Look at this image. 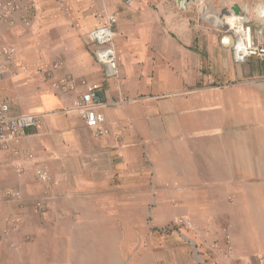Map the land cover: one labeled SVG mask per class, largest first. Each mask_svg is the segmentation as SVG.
Returning <instances> with one entry per match:
<instances>
[{
  "label": "crops",
  "instance_id": "obj_1",
  "mask_svg": "<svg viewBox=\"0 0 264 264\" xmlns=\"http://www.w3.org/2000/svg\"><path fill=\"white\" fill-rule=\"evenodd\" d=\"M22 1L29 27L22 13L0 21L20 71L0 100L41 124L0 150V191L22 194L0 199V264H204V230L231 236L238 264H264V62L238 63L232 36L198 19L200 1ZM205 1L247 5L261 25L264 0ZM110 16L120 62L106 79L91 32ZM56 60L65 67L49 76ZM67 73L102 86L108 136L86 126L82 86L57 89ZM179 218L191 236L175 232Z\"/></svg>",
  "mask_w": 264,
  "mask_h": 264
},
{
  "label": "built area",
  "instance_id": "obj_2",
  "mask_svg": "<svg viewBox=\"0 0 264 264\" xmlns=\"http://www.w3.org/2000/svg\"><path fill=\"white\" fill-rule=\"evenodd\" d=\"M127 7H132L137 0H121ZM28 8L20 0H0V21L13 23L14 16L19 13H25ZM200 20L208 22L213 29L222 34H230L234 38L233 54L238 63H244L250 58H256L261 63L264 62V4L256 9L257 20L261 23L258 28H254L249 6H244L239 14L232 9L217 12L211 7L200 3ZM24 23L29 26V18H24ZM117 18L110 16L107 23L91 32L93 42L97 45L96 59L103 67L106 79L118 76L119 56L115 49V40L118 35ZM17 49L13 46H3L0 49V82L5 78L7 73L13 76L19 75V70L11 72L12 64L15 61ZM65 63L62 60H56L50 69L49 76L62 70ZM27 72V69H23ZM79 86L84 88L81 95L78 109L88 128L94 131L97 138L105 137L110 134V130L105 127L106 118L99 108L104 105L103 92L100 84H90L87 81L78 82L72 74H64L57 82L56 87L61 92H73ZM41 120L34 114L24 113L12 115L11 107L7 102L0 100V150L18 151L22 140L27 131L40 126ZM31 157V154H29ZM37 178L42 183L51 180L50 173L46 168L40 167L36 170ZM20 191L6 189L0 191V199H20ZM178 225L189 229L192 222L189 219L178 220ZM225 247H221L219 252L229 263L236 264L235 250L232 246V240L228 236L225 240ZM224 243V244H225Z\"/></svg>",
  "mask_w": 264,
  "mask_h": 264
},
{
  "label": "rangeland",
  "instance_id": "obj_3",
  "mask_svg": "<svg viewBox=\"0 0 264 264\" xmlns=\"http://www.w3.org/2000/svg\"><path fill=\"white\" fill-rule=\"evenodd\" d=\"M20 1H21V3L24 6H26L28 8L27 12L22 13L23 14L22 15V22H23V24H25L24 23V18L28 17V14L31 12V9L33 8V6L30 7L27 3L25 4L22 0H20ZM186 1H188V4H186L184 7L181 5L183 8H186L190 4L193 3L192 2L193 0H186ZM201 1H203L204 5L210 7L206 3L205 0H201ZM194 2L198 3V1H194ZM199 5H200V3H198V6H196V8H197L196 15H197L198 19L200 20ZM29 21H30V18H29ZM200 21L201 22H205V21H202V20H200ZM25 26L29 27L30 25L27 26L25 24ZM209 85H212V84L209 83ZM180 219H185V218H179L178 220H180ZM4 222H6V221L4 220ZM191 222H192V220H191ZM173 229L175 230L176 233H180V234L181 233H186V235H188V236L190 235L191 236V233L193 232L192 230L194 229V224L192 222V226L189 229H186L185 227L179 226L178 223H175L174 226H173ZM190 231H192V232H190ZM202 234H204V238H203L204 240L202 241L203 242V246H204V250H205V252H207V255H205V253H204V256L202 257V259H204V262H205L204 264H232V263H229L228 260L223 255H221L220 252H219V249H221V247H223V245L225 247V245H226L225 240H226V238L229 235L221 236V235H219L217 233H214V232H212L210 230H204L202 232ZM229 237L231 238V236H229ZM193 244H195V242H193ZM220 245H221V247H220ZM232 246H233V244H232ZM16 248H17V246H16ZM195 248H196V250L197 249H201L198 245L197 246L195 245ZM233 249H234V246H233ZM198 258H200V257H198ZM234 262L236 264H238L237 263V259H234Z\"/></svg>",
  "mask_w": 264,
  "mask_h": 264
},
{
  "label": "clouds",
  "instance_id": "obj_4",
  "mask_svg": "<svg viewBox=\"0 0 264 264\" xmlns=\"http://www.w3.org/2000/svg\"><path fill=\"white\" fill-rule=\"evenodd\" d=\"M183 1H185V0H183ZM195 1V0H194ZM196 1H200L201 3H203V1H201V0H196ZM181 5H182V3H181ZM232 11H233V9H232ZM218 12V11H217ZM241 12V11H240ZM203 23H206V24H208L210 27H212L208 22H203ZM213 29V28H212ZM215 30V29H214ZM218 32V31H217ZM219 33V32H218ZM221 35H230V34H222V33H220ZM230 36H232V35H230ZM233 37V36H232ZM233 40H234V38H233ZM234 45V44H233Z\"/></svg>",
  "mask_w": 264,
  "mask_h": 264
},
{
  "label": "water",
  "instance_id": "obj_5",
  "mask_svg": "<svg viewBox=\"0 0 264 264\" xmlns=\"http://www.w3.org/2000/svg\"><path fill=\"white\" fill-rule=\"evenodd\" d=\"M179 4H181L183 2V0H178ZM233 11L236 13V14H239L240 13V8H233ZM233 38V37H232Z\"/></svg>",
  "mask_w": 264,
  "mask_h": 264
},
{
  "label": "bare ground",
  "instance_id": "obj_6",
  "mask_svg": "<svg viewBox=\"0 0 264 264\" xmlns=\"http://www.w3.org/2000/svg\"><path fill=\"white\" fill-rule=\"evenodd\" d=\"M186 4H188V1L185 0V1L182 2V6H183V7H184Z\"/></svg>",
  "mask_w": 264,
  "mask_h": 264
}]
</instances>
